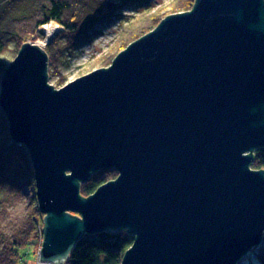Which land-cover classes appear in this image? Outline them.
Returning a JSON list of instances; mask_svg holds the SVG:
<instances>
[{"label":"water","instance_id":"1","mask_svg":"<svg viewBox=\"0 0 264 264\" xmlns=\"http://www.w3.org/2000/svg\"><path fill=\"white\" fill-rule=\"evenodd\" d=\"M0 109L30 158L42 263L108 231L133 237L121 264H237L262 243L264 0H195L60 89L24 43ZM102 170L116 179L81 196Z\"/></svg>","mask_w":264,"mask_h":264},{"label":"trees","instance_id":"2","mask_svg":"<svg viewBox=\"0 0 264 264\" xmlns=\"http://www.w3.org/2000/svg\"><path fill=\"white\" fill-rule=\"evenodd\" d=\"M98 1L27 0L23 9L22 3L26 0H1L0 54L6 46V41L15 35L13 31L5 32V28L9 27L11 30L19 31L17 22L21 20L30 19L35 30L49 22H56L62 26L64 35L74 36L76 41L74 43L77 45L81 40L88 38L86 37L87 31L93 25L109 20L115 14L111 13L113 9L110 11V7L113 8L116 4V11L124 6H137L135 8L137 9L140 6L142 8V5L147 2V0H115L116 3L110 4L106 8L108 11L102 17H97L95 20L87 18L89 16L87 14L91 12V6L97 4ZM8 12H13L14 17L6 14ZM2 18H7L5 23L2 22ZM132 22L129 23L132 24ZM124 28L125 26L122 30ZM83 35L84 38L81 37ZM138 38L124 45L123 48L121 47V50L114 56ZM55 43L50 41L45 49L48 66H51V60L54 59L53 53H56ZM5 68L6 66L0 61V78ZM23 149L11 142L8 136L7 121L0 109V264H20L21 250L29 244L33 237L37 236L36 216H39V210L34 195L29 203L25 204V191L34 192V177L29 156ZM251 168L264 170V148L254 152ZM113 174L117 175L114 170H102L93 174L87 183L80 185L81 196L87 197L101 185L114 180L117 176ZM110 176L113 177L110 178ZM132 241L133 237L124 230L84 236L69 254L65 264H121L123 255L131 246ZM237 264H264V235L262 243L256 249L250 250Z\"/></svg>","mask_w":264,"mask_h":264},{"label":"rangeland","instance_id":"3","mask_svg":"<svg viewBox=\"0 0 264 264\" xmlns=\"http://www.w3.org/2000/svg\"><path fill=\"white\" fill-rule=\"evenodd\" d=\"M116 1L99 0L97 4L91 6V12L87 14L90 17L87 16V18L95 20L97 17H102V15H105L108 11L106 8H108L110 4L114 5ZM26 3L27 0L25 3H22L23 9ZM194 3L195 0H147L146 4L142 5V8L141 6L137 9H135L137 6H124L117 11L115 9V4L113 8L110 7L109 9L110 11L113 9L111 13L115 14L109 20L100 21L99 23L97 22L96 25H93L87 31L86 37L88 36V38L81 40L77 45L74 43L76 42L73 38L74 36L64 35L62 26L56 22L48 23L49 26L51 25L56 28L53 30V33L47 37L44 33L42 34V32H40L42 27H39L37 30L33 28V22H31L30 19L21 20L17 22V26L20 28L19 31L16 29L11 30L9 27V29L5 28V32L9 33L13 31L15 35L12 37L9 36L10 39L6 41V46L0 54V61L5 66H8L16 58L24 43L37 44L42 42L45 43V45L41 48L45 50L47 44H49L50 41H54L56 42V53H53L54 59L51 60V66H48V84L55 89H60L94 70L109 67L116 56H114V54L119 52L121 47L123 48L124 45H127L130 41H133L141 35L144 36L150 33L156 28L158 21H162L165 17L171 14L190 11ZM138 13L143 14L140 15ZM6 14H9L10 17H14L13 12H8ZM5 20H7V18H2L3 23L6 22ZM126 22H132V24L129 23L126 25ZM2 26L5 27L6 25ZM124 26L125 28L122 30ZM81 37L84 38V35ZM19 147L24 148L23 146ZM113 176L116 177L117 175L113 174ZM113 176H110V178ZM33 184L34 192L25 191V204L29 203V200H31L35 193L34 178ZM34 199L37 206L35 196ZM43 217L44 216L40 214V212L39 216H36V221H38L37 236L33 237L29 241V244L21 250L20 264H46L42 263L39 259V252L43 242ZM256 248L257 247H254L253 249Z\"/></svg>","mask_w":264,"mask_h":264},{"label":"bare ground","instance_id":"4","mask_svg":"<svg viewBox=\"0 0 264 264\" xmlns=\"http://www.w3.org/2000/svg\"><path fill=\"white\" fill-rule=\"evenodd\" d=\"M55 28H56V27H53V26H51V25L49 26V24L47 23V24H45V25L42 26V29L40 30V32L44 33V35L48 37V36H50V35L53 33V30H54ZM35 45H37L38 47L41 48V47H43V46L45 45V43L40 42V43H37V44H35ZM129 45H130V44H129ZM129 45H128V46H129ZM128 46H127V47H128ZM127 47H126V48H127ZM126 48H125V49H126ZM118 54H119V53H118ZM118 54H117V55H118ZM117 55H116V56H117ZM116 56H115V57H116ZM114 59H115V58H114ZM114 59H113V60H114ZM9 138H10V137H9ZM10 139H11V138H10ZM11 142H12V140H11ZM13 143H14V142H13ZM14 144H15V143H14ZM16 145H17V144H16ZM115 179H116V178H115Z\"/></svg>","mask_w":264,"mask_h":264}]
</instances>
